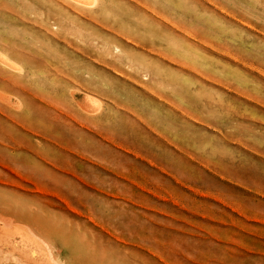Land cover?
<instances>
[{"label":"rangeland","instance_id":"1","mask_svg":"<svg viewBox=\"0 0 264 264\" xmlns=\"http://www.w3.org/2000/svg\"><path fill=\"white\" fill-rule=\"evenodd\" d=\"M3 222L51 264H264V0H0Z\"/></svg>","mask_w":264,"mask_h":264},{"label":"bare ground","instance_id":"2","mask_svg":"<svg viewBox=\"0 0 264 264\" xmlns=\"http://www.w3.org/2000/svg\"><path fill=\"white\" fill-rule=\"evenodd\" d=\"M77 1L82 3L87 2V0ZM5 220L6 219H4V222ZM4 222L0 225V246L5 245L8 247V249H10V251L18 253L19 256L25 261L23 262L22 260L18 259V257L14 256V260L16 259L19 261L18 264H41V262L38 260L42 254H45L47 264L49 263L48 260H51L50 257H52V251L48 242L37 236L30 227L13 224V222L11 224H9V222ZM4 260L6 261V259ZM53 263H55V261Z\"/></svg>","mask_w":264,"mask_h":264}]
</instances>
